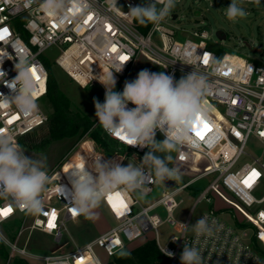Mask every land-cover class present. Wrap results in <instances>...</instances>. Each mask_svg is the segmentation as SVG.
<instances>
[{
  "label": "built area",
  "instance_id": "2783aa9c",
  "mask_svg": "<svg viewBox=\"0 0 264 264\" xmlns=\"http://www.w3.org/2000/svg\"><path fill=\"white\" fill-rule=\"evenodd\" d=\"M42 2L36 0L30 7H25L23 0H0V71L6 73L5 81L11 82L17 75L15 64L20 57L27 58L35 69L36 113L26 117L13 107L0 106V132L10 133L16 144L19 145L25 135L48 123L49 115L39 101L47 94L48 70L44 52L52 46L60 51L55 64L81 88L98 84L105 90L98 79L89 82L88 78L113 70L117 63H125L121 72H114L117 87L130 76L139 56L144 55L162 63L167 68L166 74L177 81L192 71L204 75L211 90L203 99V113L192 125L191 135L195 143L179 146L194 158L188 167L191 176L194 175L188 181L179 185L178 180L182 177L177 171L180 179L169 178L175 185L168 188L165 180L161 181L150 167L141 162L147 148L129 146L124 140L107 133L99 124L102 134L118 147L111 156L94 151L80 159L67 157L47 172L49 183L42 194L44 204L40 213L21 210L11 198L0 197V240L7 248L8 256L24 259L30 264L37 261L43 264H103L96 248L103 249L112 259L150 232L156 234L158 243V229L170 224L172 227L180 226L181 230L170 235L164 247L158 243L162 251L166 248L173 253L168 256L169 264L178 261L181 264L184 245L201 249L206 264H264V209H258L264 206V195L259 199L254 195L264 180V65L238 54L211 50L205 30L191 31L183 41L178 40L179 28L168 21V16L159 24L150 23L148 29L142 31L135 18L126 14L130 6H140L152 0H117L116 7L110 0H70L66 11L58 16L45 12ZM83 4L87 5L86 9L81 6ZM173 18L175 20L176 15ZM204 54L208 56L207 64L203 62ZM121 56H127L128 60L122 61ZM189 58L193 61L191 65L185 64ZM0 94H12L4 82H0ZM128 107L135 106L129 103ZM205 123L210 130L204 132V138L200 139L195 133L204 131ZM156 134L165 138L159 131ZM250 143L256 147L257 153H248ZM128 154L135 156L139 167L144 169V180L135 191L117 190L101 199L116 223L113 227L71 250H67L69 245L64 243L45 255L29 252L25 246L19 245L24 234L28 232L29 235L33 231L50 235L61 243L66 224L85 215L76 211L70 198L57 191L60 186L71 190L67 175L57 172L60 166L65 163L73 169L85 162L91 164L97 157H102L104 162H113L117 158L118 164L123 165ZM244 158L250 161L239 166ZM253 170L259 175L252 178L251 186H246L244 181ZM204 178H209V183L194 193V208L201 203L210 205L199 219L206 216L212 231L197 236L190 225V218L181 223L175 219L174 211L181 202L178 196ZM157 187L162 188L161 195L147 204L136 196L139 192L141 196L149 197ZM216 194L223 203L228 202L227 196L233 197L238 203L234 204L237 209L231 206L218 209ZM121 201L126 207L121 205ZM8 208L12 211L5 214L4 210ZM159 208L165 210V219L156 213ZM53 213L55 227H49ZM224 214H229L233 223L227 222ZM7 224L17 226L10 232L2 231ZM249 230H252L250 237L247 236Z\"/></svg>",
  "mask_w": 264,
  "mask_h": 264
},
{
  "label": "clouds",
  "instance_id": "9594fccd",
  "mask_svg": "<svg viewBox=\"0 0 264 264\" xmlns=\"http://www.w3.org/2000/svg\"><path fill=\"white\" fill-rule=\"evenodd\" d=\"M23 2L25 7H30L36 0ZM69 3L70 0H43L41 7L49 15L58 16L66 11ZM110 3L116 7L117 0H110ZM81 6L87 8L86 4ZM175 6L176 0H152L140 6H130L126 15L141 24H159ZM226 15L229 20H235L246 17L247 12L238 0H232ZM192 62L189 58L185 64L191 65ZM124 64L117 63L113 70L88 78L89 82L98 79L105 88L104 102L93 101L97 121L113 137H123L129 146L147 148L148 152L141 162L150 167L161 181L174 176L180 179L177 170L168 166L171 156L161 157L156 153H171L180 145L195 143L191 135L192 125L203 113V99L210 92V85L206 77L196 71L177 81L163 71L143 69L133 81L125 82L122 92H117L114 90L117 83L114 72H121ZM33 70L30 61L20 57L15 64L17 75L11 82L5 81L6 73L0 71V82H4L12 92L11 95L0 94V106L13 107L26 117L36 113L38 104ZM129 103L135 107L129 108ZM157 131L165 136L162 142L155 139ZM86 164L65 170L66 173L71 172V190L62 186L57 189L61 196L71 199L80 214H89L90 209L109 193L137 190L144 180V169L132 164L122 166L97 157L90 165L96 175L86 170ZM48 183L49 176L43 161L25 155L10 133L0 132V197L11 198L21 210L40 213L44 204L42 194L47 190ZM193 228L197 236L212 231L206 216L199 219ZM202 252L198 247L184 245L181 264H206ZM163 253L169 257L173 255L166 248ZM121 255L127 253L122 252Z\"/></svg>",
  "mask_w": 264,
  "mask_h": 264
},
{
  "label": "rangeland",
  "instance_id": "374dc122",
  "mask_svg": "<svg viewBox=\"0 0 264 264\" xmlns=\"http://www.w3.org/2000/svg\"><path fill=\"white\" fill-rule=\"evenodd\" d=\"M232 0H176L175 8L168 15V21H172L174 25L179 28L177 33V39L183 41L191 31L195 30H205L208 32V43L211 50L216 51L217 53H234L238 54L244 58L252 60L257 64L264 65V2L259 3H240V6L243 7L247 15L244 18H237L235 20H229L226 15L227 7L230 5ZM176 15L174 20L173 16ZM223 31L226 34L225 40H220L216 33L217 31ZM262 45L257 52L255 48ZM44 55L46 59L51 63L53 74L56 77V80L60 86V89L64 92L67 98L70 101V108L72 110H78L86 115L91 121H93L92 130H99V123L95 116V106L94 99L103 103L105 99V90L98 84L88 86L86 88H81L79 85L74 83L69 79V77L56 66L55 62L60 51L57 47L52 46L48 48ZM147 69L150 72H161L167 73V68L160 62H157L149 57L140 55L135 63L130 76L127 80L122 81L114 90L117 92H122L123 87L126 81H133L138 73ZM42 109L50 115L52 109L49 105L47 98H43L40 101ZM91 130L86 132L82 136H76L72 139L63 138L58 141L50 144L44 153H39L38 150H30L28 144L20 143L19 146L25 151V155L34 158L36 160L43 161L44 168L46 172L53 170L60 162L65 158L73 156L79 151L83 142L87 139V134ZM36 136L33 140L38 141L47 135V132L43 128L36 130ZM155 139L158 142H162L165 138L156 134ZM110 149L115 150L118 145L116 143H110ZM97 147V146H96ZM248 153L253 154L257 153L258 150L253 145L249 144L247 147ZM97 152H100L103 156L105 153L101 152L97 148ZM93 153V148L86 144L84 145L81 155H88ZM156 155L164 157L170 155L171 159L167 161L169 167L175 168L181 174V180H178L179 185L183 182H186L191 178L188 167L191 160L194 161V158L189 157V154L178 147L177 150L172 151L171 153H161L157 152ZM70 159V158H69ZM115 159L113 162L118 163ZM250 161L249 158H244L239 166L243 163ZM138 160L135 156L128 154L122 166H127L132 164L138 166ZM84 164V163H83ZM92 164V163H91ZM91 164H86V170L92 172L93 175H96L92 168ZM65 170H71L70 165L64 163V165L58 168V174L67 175L70 179L71 172L66 173ZM172 178H175L172 177ZM209 183V178H204L198 180L193 184L190 189L184 190L179 196L178 200L181 201L179 207L174 211V217L177 221L183 223L190 218L191 227L195 226L202 212L207 211L210 208V205L205 203L199 204L194 208L196 201L195 192L200 191L206 187ZM162 188L157 187L153 195L149 197L141 196L139 192H136V196L144 203L147 204L154 199H157L161 195ZM256 198H261L264 195V180L262 181L261 186L258 191L255 192ZM216 206L218 209H225V206H231L236 208L238 204L237 201L231 197L227 196L228 202L223 200L216 194ZM242 208L248 212L249 209L242 206ZM258 209H264V206H259ZM240 213V210H237ZM162 219L166 218V212L163 208L156 210ZM98 215H102L104 219L102 220L107 226L113 227L116 223L112 219L109 211L105 207L103 201L101 200L97 206L90 209L89 214H86L79 222L77 223H67L63 231V239L61 243H57L53 237L50 235L44 234L39 231H33L28 235V232L20 239L19 245L25 246V248L32 253H37L39 255L49 254L51 251L55 250L64 243L69 245L67 250H71L76 245H81L85 242L92 240L97 235V225L98 221H95V218ZM224 219L233 223L229 214H224ZM235 224V223H234ZM236 225V224H235ZM17 224H7L4 225L1 229L5 232H10L15 229ZM181 230L180 226L172 227L170 224H164L158 229V243L161 247H164L172 234H177ZM252 230L247 232V236L250 237ZM28 239L26 241V238ZM156 234L154 232L148 233L145 237L141 238L137 242L129 245L128 250L130 251L148 240L155 239ZM1 243V240H0ZM3 244V243H2ZM4 245V244H3ZM4 248L7 251L6 246ZM96 253L103 264H107L111 259L107 257L105 251L100 248H96ZM0 251L2 248L0 246ZM122 253V252H121ZM120 253V254H121ZM15 258H10L2 252H0V264H15ZM28 263V262H27ZM30 264V263H28ZM33 264H43L41 262H34ZM176 264H180L178 261Z\"/></svg>",
  "mask_w": 264,
  "mask_h": 264
},
{
  "label": "trees",
  "instance_id": "16d2710c",
  "mask_svg": "<svg viewBox=\"0 0 264 264\" xmlns=\"http://www.w3.org/2000/svg\"><path fill=\"white\" fill-rule=\"evenodd\" d=\"M135 21L144 32L151 23L141 24L137 19ZM45 64L48 70L47 94L45 98H47L52 109L48 123L43 127L47 135L35 141L33 138L36 136V131H34L22 137L19 142L28 144L30 150H38L39 153H44L47 147L55 141L63 138L72 139L76 136L79 137L91 130L86 138L93 141L101 152L111 156L113 149H110L109 145L115 142L105 137L100 129L92 130L93 121L82 112L70 108V101L60 89L53 74L51 63L45 60ZM0 246L2 248L0 252L8 256L4 245L0 243ZM123 253H127V255L118 254L107 264H169V257L163 253L155 239L148 240L142 245ZM15 260V264H28L27 261L21 258H15Z\"/></svg>",
  "mask_w": 264,
  "mask_h": 264
},
{
  "label": "snow or ice",
  "instance_id": "6c2138e0",
  "mask_svg": "<svg viewBox=\"0 0 264 264\" xmlns=\"http://www.w3.org/2000/svg\"><path fill=\"white\" fill-rule=\"evenodd\" d=\"M5 31H6V30H5ZM0 38H2V37H0ZM113 51H115V49H113ZM120 59H121L122 61H127V60H128V57H127V56H121ZM203 62H204L205 64L208 63V56H207V54H204ZM33 71H34V76H35V70H33ZM233 103H235V101H233ZM209 130H210V129H209V126L205 123V124H204V131H199V130H197L195 134H196L200 139H203V138H204V132L209 131ZM262 135H264V133H262ZM121 139L123 140L124 138L121 137ZM258 175H259V174H258L255 170H253V172L250 174V176H249L247 179H245V181H244L245 185H246V186H251L250 181L252 180V178H254V177L258 176ZM109 200H111V197H109ZM121 205H122L123 207H126V205L123 204V201H121ZM11 211H12V209H11V208H8V209H5V210H4V213L7 214V213H10ZM73 214H75V210H73ZM54 220H55V213L52 214V219L49 221V227H55V224L52 222V221H54Z\"/></svg>",
  "mask_w": 264,
  "mask_h": 264
},
{
  "label": "crops",
  "instance_id": "0c3cea01",
  "mask_svg": "<svg viewBox=\"0 0 264 264\" xmlns=\"http://www.w3.org/2000/svg\"><path fill=\"white\" fill-rule=\"evenodd\" d=\"M86 144H89L92 148H93V152L94 151H96L97 152V147H96V145H95V143L93 142V141H91L90 139H86L84 142H83V145H82V147H81V151H82V149H83V147H84V145H86ZM81 151H79V153H77V154H75V155H73V157H72V160H74L75 158H84V157H86V156H84V155H81L80 154V152ZM139 166V165H138ZM86 215V214H85ZM84 215V216H85ZM83 216V217H84ZM82 217V218H83ZM81 218V219H82ZM81 219H79L78 221H75V222H72V223H77V222H79ZM104 219V217L102 216V215H98V217H96L95 218V221H98V225H97V229H98V231H97V235L95 236V237H97L98 235H100V234H103V233H105V232H107L109 229H110V226H107L102 220ZM94 237V238H95ZM93 238V239H94ZM92 239V240H93ZM91 241V240H90ZM89 242V241H88ZM86 243V242H85ZM84 244V243H83ZM76 245V244H75ZM82 245V244H81Z\"/></svg>",
  "mask_w": 264,
  "mask_h": 264
},
{
  "label": "water",
  "instance_id": "95a60500",
  "mask_svg": "<svg viewBox=\"0 0 264 264\" xmlns=\"http://www.w3.org/2000/svg\"><path fill=\"white\" fill-rule=\"evenodd\" d=\"M216 35H217V37L220 40H225L226 39V34L223 31H220V30L217 31ZM260 48H262V45H260L259 47L255 48V51L257 52ZM165 182H166V186L168 188H172L175 185V182L171 181L170 179L165 180Z\"/></svg>",
  "mask_w": 264,
  "mask_h": 264
}]
</instances>
